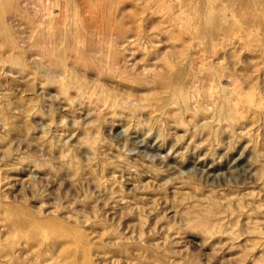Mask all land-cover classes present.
<instances>
[{
    "label": "rangeland",
    "instance_id": "374dc122",
    "mask_svg": "<svg viewBox=\"0 0 264 264\" xmlns=\"http://www.w3.org/2000/svg\"><path fill=\"white\" fill-rule=\"evenodd\" d=\"M0 264H264V0H1Z\"/></svg>",
    "mask_w": 264,
    "mask_h": 264
},
{
    "label": "bare ground",
    "instance_id": "6f19581e",
    "mask_svg": "<svg viewBox=\"0 0 264 264\" xmlns=\"http://www.w3.org/2000/svg\"><path fill=\"white\" fill-rule=\"evenodd\" d=\"M1 1V0H0ZM50 9H52V8H50Z\"/></svg>",
    "mask_w": 264,
    "mask_h": 264
}]
</instances>
